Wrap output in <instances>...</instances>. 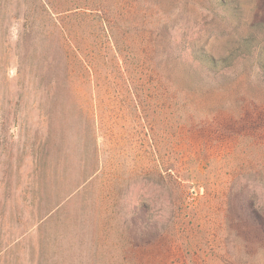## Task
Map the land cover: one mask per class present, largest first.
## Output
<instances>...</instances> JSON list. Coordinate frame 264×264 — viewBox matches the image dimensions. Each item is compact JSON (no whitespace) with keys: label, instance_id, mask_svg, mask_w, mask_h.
Here are the masks:
<instances>
[{"label":"rangeland","instance_id":"1","mask_svg":"<svg viewBox=\"0 0 264 264\" xmlns=\"http://www.w3.org/2000/svg\"><path fill=\"white\" fill-rule=\"evenodd\" d=\"M113 1L0 0V264H264V0Z\"/></svg>","mask_w":264,"mask_h":264},{"label":"trees","instance_id":"2","mask_svg":"<svg viewBox=\"0 0 264 264\" xmlns=\"http://www.w3.org/2000/svg\"><path fill=\"white\" fill-rule=\"evenodd\" d=\"M74 2H76V4L81 5L82 7H84L85 9V13L82 15L83 19H90L91 12H99V14L106 12V16L107 18L105 19L103 16H98V17H94L91 18V20L89 21L90 23H66L67 25L64 26L65 29V33L67 32V34L69 36H73L74 38V42H78L79 39H82V41H86L88 43L89 41H95L100 39V37H98V31L101 27L105 26L107 27V24L109 23L108 20L112 21L113 18L115 17L114 14H110V5L115 4L114 1L112 2V0H74ZM47 8H49L50 10L48 11L46 9V13L48 15H52V23L54 25V27L57 25L56 24V19L54 18V12L51 10V6H49L48 4ZM136 8L135 10L137 11L136 13V18L132 23V28H128L126 26L127 22H125L120 29L122 30H118L122 35L124 34L126 36V40L127 42L129 40H131L132 44H130L132 50H137L140 47V50L142 47L145 48V51H148L149 54L147 53L146 55L151 57V38L148 36V31L149 28L151 27V22L148 23L147 18H149L151 20V0H136L135 2ZM226 6L230 7L229 4H226ZM51 11V12H50ZM109 17V19H108ZM54 18V19H53ZM107 20V21H106ZM34 26V25H33ZM36 26V25H35ZM135 29V33H136V38L134 36V34L132 33V29ZM112 34V40L115 42V44L117 45L118 49H119V53H122V51H120V46L122 45L123 41L118 39V36L114 33V31H112V29H110ZM104 31V30H102ZM96 34V35H95ZM78 35H80L81 38H78ZM87 38H84L86 37ZM133 43H137L136 46L132 47L134 44ZM79 44V43H78ZM86 46V45H85ZM87 47V46H86ZM90 48V47H87ZM82 51H80L81 55L79 58H76V63L75 65L79 68V69H83L85 71V74L87 75V77H92V71L95 69H99L103 66H105L102 61H98L96 63H92L91 61H86L87 59H85V52L86 49H81ZM89 50V49H88ZM116 53V52H114ZM123 54V53H122ZM122 56V55H121ZM192 56L194 58V60H201L204 64H206V66L210 67L211 69H194V72L197 73L201 78H204L202 74L204 75H214L215 77H219V79H226L227 77V73L224 71L225 69H218L221 68V65H217V67H213L212 64L215 63L214 58L205 54V53H201L200 55H198V53L194 50L193 48V53ZM125 58V56H124ZM26 64L30 67V69H33V64L30 65V57H27L24 59ZM128 61H126L125 59V67L128 68ZM95 64V65H94ZM149 64L151 66V58L149 59ZM219 64V63H218ZM218 70H222L225 73H223L222 71L219 72ZM264 70V69H263ZM153 75H155V77H157V82L160 84V82H170L169 80H167L166 77H164L163 75H161L160 73L154 71Z\"/></svg>","mask_w":264,"mask_h":264}]
</instances>
